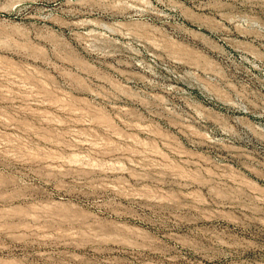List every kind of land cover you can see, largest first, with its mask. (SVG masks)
<instances>
[{
	"label": "rangeland",
	"instance_id": "obj_1",
	"mask_svg": "<svg viewBox=\"0 0 264 264\" xmlns=\"http://www.w3.org/2000/svg\"><path fill=\"white\" fill-rule=\"evenodd\" d=\"M98 1L0 0V264H264V0Z\"/></svg>",
	"mask_w": 264,
	"mask_h": 264
},
{
	"label": "bare ground",
	"instance_id": "obj_2",
	"mask_svg": "<svg viewBox=\"0 0 264 264\" xmlns=\"http://www.w3.org/2000/svg\"><path fill=\"white\" fill-rule=\"evenodd\" d=\"M98 1V0H97ZM100 1H102V2H104L103 0H100ZM70 2L72 3L73 2V0H70ZM99 2V1H98ZM98 2H96V3H98ZM108 2V1H107ZM70 3V4H71ZM73 4V3H72ZM108 4V3H107ZM111 3H109V5H106V7L107 6H111L110 5ZM69 5V4H68ZM104 5V4H103ZM95 6H96V4H95ZM105 7V5L104 6H101L100 5V7H98V8H96V9H89V10H85V11H74V12H70V11H66L65 13H66V15L67 16H70V17H72V18H77V17H80V16H85V15H100V16H103V17H107V16H109V17H113L115 14L114 13H112V11H110V10H108L107 8ZM110 8V7H109ZM66 9V8H65ZM134 12H135V14L136 15H138V16H140V15H142L143 13H142V10L141 9H134L133 10ZM114 18V17H113ZM54 22V21H53ZM91 23V22H90ZM216 33V32H215Z\"/></svg>",
	"mask_w": 264,
	"mask_h": 264
}]
</instances>
